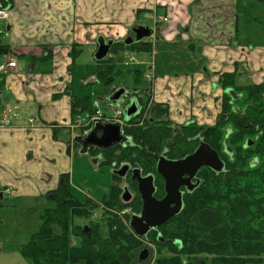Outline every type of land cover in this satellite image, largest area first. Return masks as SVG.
Returning a JSON list of instances; mask_svg holds the SVG:
<instances>
[{"label": "crops", "instance_id": "crops-1", "mask_svg": "<svg viewBox=\"0 0 264 264\" xmlns=\"http://www.w3.org/2000/svg\"><path fill=\"white\" fill-rule=\"evenodd\" d=\"M242 2L247 6L246 0H12L9 17L0 21L5 29L0 35V46L8 49L0 56V63L9 57L18 63L8 73H0V114L7 111L9 119L8 124L0 126V201L29 199V203H52L49 195L66 182L75 192L73 165L75 154L82 153L78 137H85L90 130L72 125L89 110L93 111L95 100L85 86L98 83L95 53L100 37L114 42L127 33L134 34L135 27L153 29L152 35L144 38L152 42L151 52L134 53L136 65H146L152 72L147 74L152 77L153 86L147 85V81L143 84L147 93L137 90L138 96L132 94L137 110L128 120L124 114L127 122L141 118L145 104L138 100L142 97L144 102L151 98L154 104L167 107L172 126L178 128L191 117L201 124V115L195 113L197 108L190 113L192 102L201 98L204 88L208 93V82H201L202 74L207 78L209 72H218L217 81L222 73H232L238 64L257 62L259 53L248 36L247 23L241 18ZM163 14L169 20L154 23L153 16ZM89 44H96L94 63L79 64L78 59ZM160 51L165 55L161 62ZM189 59L186 65L185 60ZM150 63L153 65L149 66ZM216 81L212 80L213 89ZM220 92L214 95L219 103ZM113 93L111 89L106 99ZM85 96L90 108L77 102ZM127 97L128 94L124 99ZM107 149L89 146L94 164H107L103 163V151ZM113 176L117 182L123 178ZM126 177L127 174L123 179ZM112 186L115 184L105 195ZM123 193L121 190L120 199L126 204L130 200L124 201ZM104 197L100 202L93 198L85 200L93 199L99 206L96 211L101 210L104 216ZM51 206L43 203L42 213ZM40 225L41 222L34 232Z\"/></svg>", "mask_w": 264, "mask_h": 264}, {"label": "trees", "instance_id": "trees-1", "mask_svg": "<svg viewBox=\"0 0 264 264\" xmlns=\"http://www.w3.org/2000/svg\"><path fill=\"white\" fill-rule=\"evenodd\" d=\"M10 1L12 3V0ZM126 48L134 52H151L152 42L143 39L131 44L113 43L110 55L96 60L95 73L100 84L111 85L114 82L115 75L121 72L118 66L119 54ZM5 51L8 49L0 46V56ZM71 53L73 55V52ZM136 72L139 74L138 69ZM222 77L224 79L222 88L231 87L237 91L236 87L245 92L243 105L248 106L249 102L251 107L249 110L258 103L262 106L264 101L257 98L259 94L248 98L251 87H237L235 73H223ZM1 79L0 75V90L3 84ZM135 79L138 81L139 76H135ZM120 85L131 88L128 84ZM230 99H232L230 95L225 94V100ZM141 101L144 102L143 98ZM77 102L91 107L88 96L79 98ZM226 109L232 110L231 103H227ZM152 114L156 122L153 119L151 124L148 121V125L144 123V126L127 127L125 132L130 137V145L127 147L119 145L103 151L106 158L103 163L112 165L113 162L118 164L130 162L143 173H150L155 172V151L161 153L167 149L166 155L170 158L181 159L197 149L198 142L193 138L199 133L203 134L211 148L220 153L223 151L224 142H228V145L233 146L237 152L234 158L225 156L226 164L221 171L207 167L199 171V185L185 195L183 208L174 221L176 229L171 232V236L181 238L198 252L216 253L224 259L237 261L238 264L261 257L264 253V144L259 143L252 149L236 147L237 144L243 143L245 138V126L242 125L241 133L240 122L236 120L224 121L221 118L213 126L183 124L178 127L179 131L175 134L168 119L167 107L155 103ZM139 120L135 117L131 121ZM254 121L262 122L259 119ZM243 123L247 124V121ZM225 126L234 130L238 128L241 137L237 139L230 134L226 138L229 129ZM172 136H175L174 141L171 144L166 143ZM253 155L260 160L255 167L250 164ZM120 192L119 187L112 186L108 195L104 197L105 206L112 209L130 205L131 203L121 202ZM49 196L52 206L44 209L40 227L33 233L30 243L21 248L22 254L34 264H60L58 262L60 257L73 254L72 237L77 232L76 225L82 224L81 219H88L99 207L90 203L91 200H80L71 192L68 182L53 190ZM135 208L140 209L138 206ZM105 210L102 212L104 216L107 214ZM111 221L108 218L107 222ZM116 223L122 225L117 219Z\"/></svg>", "mask_w": 264, "mask_h": 264}, {"label": "flooded vegetation", "instance_id": "flooded-vegetation-1", "mask_svg": "<svg viewBox=\"0 0 264 264\" xmlns=\"http://www.w3.org/2000/svg\"><path fill=\"white\" fill-rule=\"evenodd\" d=\"M232 73L236 74L237 87L252 88L248 98L252 95L254 96L259 94L260 96L257 98H261L264 101V70L256 71V74L252 76L253 83L247 85H243L239 82L242 72L238 73L235 69ZM222 75L223 73L220 75V79L214 82V85H217L222 90L220 102L221 110L218 113L216 120L218 121L223 118L224 121H228L230 119L239 121L241 125V133L243 132L242 125L245 126L244 141L243 143L237 144L236 147L252 149L259 143L264 144V102L262 106H259L260 103H258L253 106L252 110H249L251 108L249 102L248 106L243 105L246 98L245 92L238 90L236 87L235 89L237 91L231 87L227 88L232 89L233 93L230 92V90L226 92L227 89L222 88L221 85L224 80ZM257 76L259 77V80L254 81ZM225 94H229L232 99L226 101ZM128 98L130 102L134 100L131 97ZM227 103H231V111L226 109ZM139 111H141V109ZM255 119L262 120V122H255ZM243 121H247V124H244ZM192 123H197L196 119H192V121L190 120L185 124L188 125ZM173 128L174 133L177 134L179 131L178 128L175 126H173ZM227 128L229 130L228 134H226V138H228L230 134L237 139L241 137V133H239L240 131L238 128H235V130L228 126ZM235 132H237V134ZM174 137L175 136H172L166 143L171 144L174 141ZM193 139L198 142L197 148L201 144H209L205 140L202 133H199ZM129 145L130 144L127 146ZM127 146L124 145L123 147ZM228 149H230L231 152L227 151ZM164 150L165 151L161 153H156L155 151V172L143 173L142 170L136 167V165L129 162L130 170L127 173V177L123 182L121 180L115 184V186L119 187L120 190L127 188L131 194V202L129 201L131 204L128 207L129 211L126 212L127 214L125 215V219L121 220L112 213H107L106 217L101 216L99 221L90 220V218H88L89 221L87 223L76 225L77 232L72 237V245L74 246L73 254H67L64 257H60L58 259L60 264H238L237 261L226 258L224 259L214 253H205L204 255H201L202 252H198L197 249L188 246L181 238H177L174 235L171 236V232L176 229L174 221L183 208L185 195L190 191H193L199 185L200 181H198V179L200 177L198 173L204 167L210 168L208 166H204L199 169L189 183L184 182L180 185L179 190L181 192V198H177L176 195V199L171 203V207H174L177 205V201L181 200L180 202L182 207L178 213L173 214L161 224L153 225L149 223V220H147L146 214H144L143 211L145 202L143 199V193L140 190L141 183L138 178H133V169H139L141 171V176L143 175V177L150 174L154 176V192L152 194V200L153 205H155L154 218L155 221H158L160 219L157 209L158 205L168 194L166 178L159 173L158 166L160 160H176L166 155L168 152L167 149ZM217 153L223 162V170L226 164L225 156L232 159L237 152H235V149L232 146H229L228 142L225 141L223 144V151L221 153ZM191 154H187L186 156ZM259 161V158L255 157L252 159L250 164L252 167H255L259 164ZM187 179H189V175L185 174L183 176V181H186ZM90 203L95 204L93 201ZM134 206H138L140 209L137 210ZM152 213L153 212H151V214ZM108 218L109 220H112L111 223L107 222ZM94 219L98 220V218ZM116 219L119 222L123 221L121 226L116 223ZM126 220L129 221L128 224ZM136 220H138L139 223H137ZM141 231H143L144 234H141ZM166 235H169L170 237L167 238ZM84 237H87V239ZM243 264H264V262L261 260H248Z\"/></svg>", "mask_w": 264, "mask_h": 264}, {"label": "rangeland", "instance_id": "rangeland-1", "mask_svg": "<svg viewBox=\"0 0 264 264\" xmlns=\"http://www.w3.org/2000/svg\"><path fill=\"white\" fill-rule=\"evenodd\" d=\"M248 3L247 6L244 5L243 7L240 6V12H241V18L247 23L248 28L245 25H242V27L247 28L248 36L253 42V46L255 47V50L259 53L258 56H256V61L250 60L248 62H244L242 64L236 65L234 69H236L239 72H242V75L239 78V82L243 85L251 84L253 83L252 76L256 74L255 72L258 70H264V0H246ZM246 12V15H244L243 12ZM166 14H163L162 16H157V18H162ZM155 18V15L153 16V19ZM152 19V20H153ZM132 36L135 37L134 34L127 33L126 35L120 37L118 40L116 39L114 43H120L125 42L126 38ZM122 39V40H120ZM120 40V41H119ZM133 43H136L134 41ZM95 45L89 44L88 46L84 47V52L81 54V56L78 59L79 64L87 65V63H94V50ZM126 50L133 55L135 60L133 62L127 63V60H125L126 54L123 52L122 54H119L118 57V66L119 72L115 75L114 82L111 85H105L100 83H93L88 86H85V91L87 90L91 98L94 100H97L99 102L100 108L106 112L107 114L113 115V109L116 111L121 110V106L118 107L116 105V102L109 107V101L106 99V96L111 91V89L116 92L119 88L125 87L126 89L133 90L132 94L137 95V90L145 91V87L143 84L152 85L151 79L147 76V73L149 71V68H146V65L138 66L136 65L137 57L135 56V52L127 49ZM125 51V50H124ZM256 52V53H257ZM161 53V51L159 52ZM110 55V52H109ZM137 56L138 53H137ZM165 56L164 54H160L158 58L161 62V57ZM194 58V57H193ZM191 58V59H193ZM204 58V57H203ZM197 59V58H196ZM205 59V58H204ZM157 65H159V61L156 56ZM206 61V60H205ZM162 62H164L162 60ZM190 63L189 60H185V64L188 65ZM153 64H149V66H152ZM241 66V68H240ZM139 67V68H138ZM243 67V68H242ZM139 70L138 72H135L136 70ZM150 74L152 72L149 71ZM211 73V74H210ZM199 75L201 73H198ZM216 74V75H215ZM217 73L209 72L208 77L204 76L202 74V83L208 84V93L205 91L206 88H204V91L202 92L201 98H198L192 102V112H195L193 109L196 107L197 112L201 118L202 123L206 125H215L217 123V113L221 110L220 106L221 104L215 99L217 93L220 92L221 88L219 89L218 86L214 85V89L212 87V80L215 79L218 76ZM135 76H139L140 82H136ZM79 80V77H77ZM147 79V80H146ZM150 79V80H148ZM258 81L259 77H255L254 81ZM98 82H100L98 80ZM146 82V83H145ZM128 84L131 88H128L126 85H120V84ZM143 85V86H142ZM141 86V87H138ZM153 86V85H152ZM211 90H216L214 93H211ZM147 93V92H146ZM221 93V92H220ZM130 94V97H133V95ZM145 105L144 110L141 114L142 117L139 121H128L125 122V125L123 127L124 134H126L125 129L128 127H134V126H144L148 125V121L151 124V118L154 117L152 114L153 110V100L149 98V102H142ZM114 106V107H113ZM185 110V109H184ZM92 113L93 111H90ZM89 115V114H87ZM81 116V117H86ZM138 117V116H137ZM80 118V117H79ZM170 119V117H168ZM194 119L191 117V121ZM171 120V119H170ZM190 121V120H188ZM198 121V120H197ZM172 122V121H171ZM173 123V122H172ZM227 128V126H225ZM233 147V146H232ZM93 154L96 155L95 151H93ZM257 157L256 155H253L250 159ZM93 156L89 152L86 154L82 153H76L75 154V160L73 165V174H74V190L75 194L78 196V198L82 201H86V198H93L95 201L98 200V202L102 201L104 195L108 192L109 187L112 184H116L117 179L114 180V168L120 166L118 164L116 167H113L110 164H104L102 166H99L98 164L93 163ZM124 164V163H121ZM124 179L122 178V182ZM122 194V193H121ZM88 199V200H93ZM131 202V201H130ZM129 202V203H130ZM43 203L46 206H51L52 203L49 201H42L38 200L36 202L29 203V199L25 201H18L16 199H9L8 201H0V264H30L31 262L26 259L24 256H22V250L21 248L28 245L30 241L32 240L33 232L35 229L39 226L40 220H41V214H42V208ZM50 204V205H49ZM97 204V203H96ZM106 211H109L110 207L105 206L103 204ZM114 209V208H112ZM129 209V208H128ZM101 217V210L95 211L92 216L89 215L88 218L90 220L99 221ZM94 218H98V220H95ZM81 221L84 223H87L89 220L87 218H82ZM20 248V249H19ZM202 252V251H201ZM208 252H202L201 255H204ZM216 254V253H215ZM252 260H261L264 262V253L259 258H255Z\"/></svg>", "mask_w": 264, "mask_h": 264}, {"label": "water", "instance_id": "water-1", "mask_svg": "<svg viewBox=\"0 0 264 264\" xmlns=\"http://www.w3.org/2000/svg\"><path fill=\"white\" fill-rule=\"evenodd\" d=\"M133 32L135 34V37L133 38L132 36H129L125 40L126 44H131L134 41L143 40L145 37L152 35L153 29L150 27L140 26L135 27ZM98 43L99 47L95 53V58L97 60H101L108 55L114 42L112 40L106 41L104 37H100L98 39ZM229 90L233 93L232 89H227L226 92H228ZM125 92L126 89L124 87H121L111 96H109L107 100L110 101L112 105L116 101V105L120 107L123 101L120 100V97L124 95ZM128 106L124 110L126 120H128L130 118L129 116L133 115V113H135V111L137 110V104L134 100H132L130 105ZM99 132H101V134H99ZM129 139V136L124 134L123 125L121 123L99 121L86 134L85 137H78V141L82 145V153H87L89 146L91 145L97 146L100 149H107L111 148V146L113 145L115 146L125 144L129 141ZM227 151L231 152L230 149H228ZM204 166H208L216 171L222 170L223 168V162L220 159L218 153L213 150L209 144H201L193 154L178 160H160L158 171L162 176H164V178H166L168 194L166 198L158 205L157 209L160 216V219L158 221H155L154 218L155 205H153L152 200V194L154 192V176L150 174L146 177H143V175L141 176V171L139 169H133V178H138L141 183L140 190L143 193V199L145 202L143 211L144 214H146V218L147 220H149L150 224H161L170 216L178 213L181 210V200L177 201L178 203L176 206L171 207V203L176 199V195L177 198H181V192L179 190L180 185H182L184 182L189 183L191 179L196 175L198 170ZM129 170L130 166L128 164H125L122 166V168L118 170L115 169L113 172L114 174L124 178ZM185 174L189 175V179L183 181V176ZM130 198L131 194L129 190L125 188L122 199L124 201H128L130 200ZM151 212L153 213L151 214ZM136 221L137 223H139L138 220ZM140 233L144 234L143 231H141Z\"/></svg>", "mask_w": 264, "mask_h": 264}, {"label": "built area", "instance_id": "built-area-1", "mask_svg": "<svg viewBox=\"0 0 264 264\" xmlns=\"http://www.w3.org/2000/svg\"><path fill=\"white\" fill-rule=\"evenodd\" d=\"M12 8V3L10 0H0V21L2 19H7L10 15V11ZM169 20L168 15L163 16L162 18H154V23H163ZM5 33V29H3L0 25V35ZM127 63L133 62L135 58L128 51H125ZM18 66L17 60L13 57L6 58L4 61L0 63V73L6 74L11 69H15ZM149 78H152L147 74ZM123 110L116 111L114 110L113 115H107L104 111L99 107V102L95 101L93 104V112L89 113L86 117H80L76 120V122L72 125L75 128H87L91 130L94 125L99 122H119L122 125H125V121L122 119ZM9 119L7 116V111H4L0 114V126H4L8 124ZM54 125H57L55 123ZM129 209H114L113 213L118 216L120 219L124 220L125 215L127 214Z\"/></svg>", "mask_w": 264, "mask_h": 264}, {"label": "bare ground", "instance_id": "bare-ground-1", "mask_svg": "<svg viewBox=\"0 0 264 264\" xmlns=\"http://www.w3.org/2000/svg\"><path fill=\"white\" fill-rule=\"evenodd\" d=\"M126 226H127V225H126ZM126 226H125V227H126ZM123 228H124V227H123Z\"/></svg>", "mask_w": 264, "mask_h": 264}]
</instances>
